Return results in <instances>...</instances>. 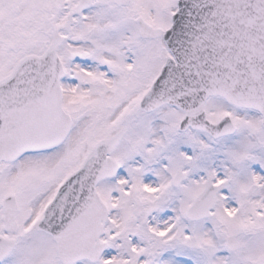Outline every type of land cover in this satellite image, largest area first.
<instances>
[{"label": "snow or ice", "instance_id": "snow-or-ice-1", "mask_svg": "<svg viewBox=\"0 0 264 264\" xmlns=\"http://www.w3.org/2000/svg\"><path fill=\"white\" fill-rule=\"evenodd\" d=\"M0 264H264V0H0Z\"/></svg>", "mask_w": 264, "mask_h": 264}]
</instances>
